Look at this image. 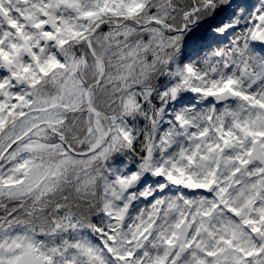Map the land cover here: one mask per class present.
Masks as SVG:
<instances>
[{
  "label": "snow or ice",
  "instance_id": "6c2138e0",
  "mask_svg": "<svg viewBox=\"0 0 264 264\" xmlns=\"http://www.w3.org/2000/svg\"><path fill=\"white\" fill-rule=\"evenodd\" d=\"M0 264H264V0H0Z\"/></svg>",
  "mask_w": 264,
  "mask_h": 264
},
{
  "label": "trees",
  "instance_id": "16d2710c",
  "mask_svg": "<svg viewBox=\"0 0 264 264\" xmlns=\"http://www.w3.org/2000/svg\"><path fill=\"white\" fill-rule=\"evenodd\" d=\"M0 214H2V213H0Z\"/></svg>",
  "mask_w": 264,
  "mask_h": 264
}]
</instances>
